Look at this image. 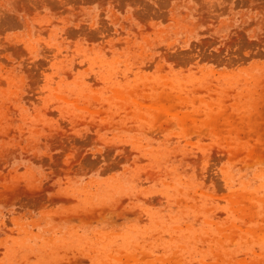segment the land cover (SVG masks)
I'll list each match as a JSON object with an SVG mask.
<instances>
[{
  "label": "rangeland",
  "instance_id": "obj_1",
  "mask_svg": "<svg viewBox=\"0 0 264 264\" xmlns=\"http://www.w3.org/2000/svg\"><path fill=\"white\" fill-rule=\"evenodd\" d=\"M0 264H264V0H0Z\"/></svg>",
  "mask_w": 264,
  "mask_h": 264
}]
</instances>
